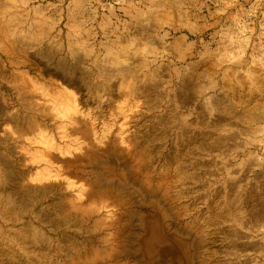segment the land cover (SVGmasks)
<instances>
[{
	"label": "rangeland",
	"instance_id": "1",
	"mask_svg": "<svg viewBox=\"0 0 264 264\" xmlns=\"http://www.w3.org/2000/svg\"><path fill=\"white\" fill-rule=\"evenodd\" d=\"M0 3V164L5 159L11 170L21 172L25 188L49 191L42 202L25 207L23 219L45 235L40 250L46 254L26 253L20 236L5 225L0 228V264L7 254L23 259L31 255L37 264H69L78 257L73 246L78 249L86 242L87 250L79 251L92 258L99 237L114 230L95 225L94 219L70 223L57 206L45 203L60 194L65 201H85L86 178L103 187L97 198L84 202L87 209L102 210L99 222L123 212L116 230L121 231L119 241L127 242L122 247L125 264H132V232H142V216L159 223L170 243L171 236L177 243L193 239L192 264H264V0ZM4 34L13 35L1 41ZM31 119L33 129L21 133ZM111 139L116 148L130 153L127 165L117 154L102 152ZM90 143L97 144L99 163L91 161L89 173L82 172L87 158L71 168L57 161L81 157ZM95 170H106L110 177L101 182ZM4 172L0 165L1 180ZM140 175L153 182L166 179L174 207L161 191L148 193ZM106 196L125 202L114 204L113 199L109 204ZM213 206L221 208L216 215ZM226 206L232 215L223 213ZM31 207L41 211L42 222L34 220ZM47 215L56 221L51 223ZM167 258L156 264H165ZM112 263L118 264L114 259Z\"/></svg>",
	"mask_w": 264,
	"mask_h": 264
},
{
	"label": "bare ground",
	"instance_id": "2",
	"mask_svg": "<svg viewBox=\"0 0 264 264\" xmlns=\"http://www.w3.org/2000/svg\"><path fill=\"white\" fill-rule=\"evenodd\" d=\"M163 1V0H162ZM180 1H182V0H180ZM156 2V1H155ZM158 2V1H157ZM173 2H174V0H173ZM1 4V3H0ZM165 4H168V3H166L165 2ZM175 4V3H174ZM177 4V3H176ZM153 6V5H152ZM173 7H175V6H173ZM172 7V8H173ZM153 8V7H152ZM178 9V8H177ZM139 11V10H138ZM140 12V11H139ZM145 12V11H144ZM147 12V11H146ZM153 12V11H152ZM150 13V12H149ZM140 14V13H139ZM151 14V13H150ZM146 15V14H145ZM3 18V17H2ZM9 19V18H8ZM36 19V18H35ZM34 20V19H33ZM154 20V19H153ZM35 21H37V20H35ZM39 21V20H38ZM8 22H11V21H8ZM143 22V21H142ZM4 23V22H3ZM14 23V22H13ZM39 23V22H38ZM41 25V24H40ZM183 25V24H182ZM10 26H11V24H10ZM8 28V27H7ZM11 29V28H10ZM0 31H1V29H0ZM3 31H4V29H3ZM9 32L10 31H8V34H9ZM14 33V32H13ZM0 34H1V32H0ZM11 35H13V34H10V35H6V34H4V35H2L1 36V41H2V38L3 39H5V40H9V37L8 36H11ZM24 35V34H23ZM167 34H165L164 35V37L166 36ZM19 37V36H18ZM24 37V36H23ZM17 38V37H16ZM24 39V38H23ZM4 40V41H5ZM19 41H20V39H18ZM17 40V41H18ZM6 41V42H7ZM11 42V41H10ZM2 43V42H1ZM15 43V42H14ZM177 43H178V41H177ZM5 44H7V43H5ZM9 44V43H8ZM16 44V43H15ZM20 44V43H19ZM22 44V43H21ZM176 44V43H175ZM24 45V44H23ZM175 47H176V45H175ZM9 48V47H8ZM72 49V48H71ZM73 49H75V48H73ZM25 50V49H24ZM13 52H14V50H13ZM13 52H12V54H13ZM73 52V51H72ZM4 54L5 55H9V51L8 50H5L4 51ZM72 54V53H71ZM109 54V53H108ZM75 55H76V53H75ZM112 55V54H111ZM110 56V55H109ZM72 57V56H71ZM111 57V56H110ZM119 57H121V56H119ZM118 59H121V58H118ZM126 59H128V58H126ZM124 60H125V58H124ZM126 61V60H125ZM124 63V62H123ZM146 64V63H145ZM118 65V64H117ZM128 66V65H127ZM133 66V65H132ZM71 67V66H70ZM107 67V66H106ZM119 67V66H118ZM128 68H129V66H128ZM133 68V67H132ZM131 68V69H132ZM194 68H196V65H195V67ZM64 69V68H63ZM71 69V68H70ZM70 69H69V71H70ZM101 69V68H100ZM107 69V68H106ZM117 69V68H116ZM115 69V70H116ZM126 69H127V67H126ZM134 69V68H133ZM132 69V70H133ZM74 70V69H73ZM192 70V69H191ZM118 71V70H117ZM122 71V70H121ZM120 71V72H121ZM124 71V70H123ZM128 71V70H127ZM134 71V70H133ZM113 72H114V69H113ZM116 72V71H115ZM142 72V71H141ZM108 73V72H107ZM130 73H131V71H130ZM133 73V72H132ZM131 73V74H132ZM105 74V73H104ZM116 74H118V73H116ZM115 74V75H116ZM128 74V73H127ZM113 75H114V73H113ZM189 75V74H188ZM119 76H122L123 77V75H119ZM118 76V77H119ZM128 77H130V76H128ZM191 77V76H190ZM125 78V77H124ZM153 78V77H152ZM186 78V77H185ZM188 78H189V76H188ZM187 78V79H188ZM192 78V77H191ZM190 78V79H191ZM253 78H255V77H253ZM258 78V77H257ZM84 79V78H83ZM256 79V78H255ZM254 79V80H255ZM257 80V79H256ZM115 81H117V80H115ZM258 81H260L259 79H258ZM111 82H114V79L111 81ZM107 83H109V82H107ZM107 83H106V85H107ZM130 83V82H129ZM131 83H133V82H131ZM144 83V82H143ZM148 83V82H147ZM146 83V85H148ZM150 84V83H149ZM154 84V83H153ZM156 84V83H155ZM124 85H127V84H124ZM130 85V84H129ZM151 85H152V83H151ZM101 86V85H100ZM108 86L110 87V85L108 84ZM128 86V85H127ZM154 86V85H153ZM139 87H141L140 85H139ZM258 87H260V86H258ZM97 88H99V87H97ZM101 88V87H100ZM99 88V89H100ZM111 88V87H110ZM21 89V88H20ZM107 89V88H106ZM105 89V90H106ZM138 89V88H137ZM136 89V90H137ZM26 90V89H25ZM24 89H22L21 90V92H22V94H24V95H26V91H25ZM27 90H29V89H27ZM140 91H141V89H140ZM137 92V91H136ZM138 92H139V90H138ZM102 93V92H101ZM104 93V92H103ZM20 94V93H19ZM27 94H28V92H27ZM30 94H31V92H30ZM107 94V93H106ZM106 94H104V95H106ZM24 95H23V97H24ZM102 95V94H101ZM30 96H32V94L30 95ZM99 96H100V94H99ZM107 96V95H106ZM22 98V97H21ZM37 98V97H36ZM35 98V99H36ZM101 98H102V96H101ZM33 99H34V97H33ZM34 99V100H35ZM38 99V98H37ZM104 99H106V97L104 98ZM104 99H102V100H104ZM110 99V98H109ZM24 100H25V98H24ZM37 101V100H36ZM42 101V100H41ZM108 101V100H107ZM24 102V101H23ZM104 102V101H103ZM27 103V102H26ZM30 104L28 105V107L30 106L31 107V105H32V103L31 102H29ZM37 103H39V102H37ZM108 103V102H107ZM26 105V104H25ZM36 106V105H35ZM39 106V105H38ZM38 106H36V107H38ZM108 106V105H107ZM249 108V107H248ZM29 109H31V108H29ZM229 111V110H228ZM247 111V110H246ZM230 113V112H229ZM243 113H245V112H243ZM246 114H247V112H246ZM248 115H249V113H248ZM252 115V114H251ZM82 117H83V115H82ZM252 117H255V116H252ZM78 118V117H77ZM80 118V117H79ZM247 118H250L249 116L247 117ZM246 118V119H247ZM30 119V118H29ZM53 119H55V118H53ZM254 119V118H253ZM75 120H77L76 118H75ZM82 121V123H83V121L84 120H81ZM80 121V122H81ZM86 122V121H85ZM84 124V123H83ZM33 125H35L34 124V120L33 119H31V122L30 123H27L26 125H23L24 127H25V129H22L21 131V133H24L25 134V132H27V131H29V130H31V129H33ZM85 125V124H84ZM83 125V126H84ZM86 125L87 126H89V124L88 123H86ZM36 126H37V124H36ZM81 126V125H80ZM82 127V126H81ZM23 128V127H22ZM84 128V127H83ZM86 128H88V127H86ZM36 129V128H35ZM89 129V128H88ZM87 129V130H88ZM38 130H39V128H38ZM84 131H86V129L84 130ZM20 133V132H19ZM30 133V132H29ZM27 134V133H26ZM91 135V134H90ZM93 135H94V133H93ZM29 136V135H28ZM30 136H32V134L30 133ZM114 136V135H113ZM92 137V136H91ZM118 137V136H117ZM184 137V136H183ZM93 139V138H92ZM118 139V138H117ZM186 139V138H185ZM104 141V140H103ZM90 142V141H89ZM105 144V143H104ZM87 145H89L88 146V148H86L85 146V150H84V153H83V155L81 156V157H79V155L77 156H75V158H73L72 160H70V159H67V160H62V159H60L59 160V157L57 158V161H59V162H61L62 163V165L63 166H66L67 168H71V166H73V164H76V162H82L83 161V159H86L87 158V163L84 165V171H82V172H85V170L86 171H88L87 169L88 168H90V166H91V161H92V163H93V165L95 164V163H99V161H98V158L96 157L97 155H99L98 154V150L96 149L97 147H96V145L94 144V143H90V144H87ZM122 146V145H121ZM96 147V148H95ZM104 147V150H102V152H110V153H113V154H117L119 157H121V159L122 160H124V164L125 165H127L128 164V162H130V160H129V154L130 153H127V151H124V149H118V148H116L115 147V144H114V141L111 139V140H109V141H107V143H106V146H103ZM106 147V148H105ZM83 148V147H82ZM122 148V147H121ZM63 152V151H62ZM101 153V152H100ZM56 157H54V159H55ZM131 158V157H130ZM133 158V157H132ZM52 160H54L53 158H51ZM177 159V158H176ZM138 160V159H137ZM55 161H56V159H55ZM54 161V162H55ZM136 161V160H135ZM179 161V160H178ZM183 161V160H182ZM58 162V163H59ZM133 162V161H132ZM131 162V163H132ZM137 163V162H136ZM140 163V162H139ZM10 164V163H9ZM8 164V162L4 159L3 161H1V164L0 165H2L4 168H6L7 169V173H2V174H4V175H6V176H4L3 178L4 179H0V210H2V208L3 209H5V211H0V221H1V219L5 222V223H3V225H0V228H2V227H5V225H6V227H8V229H12V231H13V233H14V235H16L17 237H18V235L20 236V239H19V243H20V245L22 246V249H24L25 251H26V253H28V252H40V251H42V252H44L45 253V251L44 250H40V247H42V244H41V242L42 241H44V236L45 235H43L42 233H41V231L40 230H38L35 226H34V224H32V222L30 221V222H27L26 223V221H24L23 219H24V213H27V211H28V209L27 210H25V207L27 206V205H30V202H34V204H31V206L33 207L34 205H35V203H40V202H42L44 199H45V196L47 195V193L46 192H49V191H45L44 189L43 190H38V191H36V190H30L29 188H25V185L26 184H24V186H23V182H22V177H21V172L20 173H18V171L17 172H15V171H13V170H11V167L12 166H10ZM79 164V163H78ZM82 164V163H81ZM176 164V163H175ZM174 164V165H175ZM179 164V163H178ZM137 165H138V163H137ZM96 166H98V165H96ZM132 166V165H131ZM175 166H178V165H175ZM180 166V165H179ZM133 167H134V165H133ZM138 167V166H137ZM141 167V166H140ZM139 168V167H138ZM140 169V168H139ZM73 170V169H72ZM91 170V169H90ZM90 170L88 171V173L90 172ZM132 170V169H131ZM134 170V169H133ZM137 170V169H136ZM184 170V169H183ZM186 170V169H185ZM4 171H6V170H4ZM135 171V170H134ZM96 172H98V173H96ZM138 172H140V171H138ZM93 173H96V176H98V178H95V179H97V180H99V181H101L102 182V179H104L105 177H110L109 175H107L108 174V172L105 170V171H100V170H95ZM92 173V174H93ZM136 173V172H135ZM186 173V172H185ZM130 174V173H129ZM137 174V173H136ZM144 174V173H143ZM134 175V174H133ZM183 175H185V174H183ZM139 176V175H138ZM137 176V178L139 179V177ZM141 176V175H140ZM144 176V175H143ZM143 176H141L142 177V179H143ZM147 176V175H146ZM140 177V178H141ZM145 177V176H144ZM181 177V176H180ZM136 178V177H135ZM141 179V180H142ZM137 180V179H136ZM140 180V181H141ZM85 183H83L84 185L86 184L87 185V190H86V192H84L83 194L85 195V197H86V200L85 201H83V200H79V199H75V200H77V201H74V200H68V199H66V201H65V198H64V196H62L61 194H60V196L58 197V198H49V199H47V201H45V203L46 202H51L52 204H51V206H52V208H54V206H57L58 207V211L60 212V214H61V217L63 218V220H65V221H70V223H71V220L72 219H74V220H76L77 222H83L84 220H95L96 222H95V225L96 224H100L101 226H104V227H106V228H108L109 229V232H111L110 230L112 229V230H114L113 232H111L112 234H110V236L108 237V235H103V237H99V240L97 241V243H98V245H96V248H93L92 249V258H89L90 256H88L89 254H86L85 255V257H82L81 256V252L79 251L81 248L82 249H86L87 247H88V244H87V242L84 244V243H82V247L81 248H79L78 247V249L76 248V247H74L73 246V248H75L76 250V255L78 256L77 258H75V259H72L71 258V260H70V263L69 264H114V263H112V259H114V260H117V263L118 264H125V262H126V258H125V256H124V249L122 248L123 246L125 247L126 245H127V242H124V241H119V239H120V234H121V231H120V233L118 232V230H116V228H117V226H120L119 224L121 223L122 224V219H120V217H121V215H122V213L123 212H121V215H119L120 217L118 218L117 217V215L116 214H119V212L118 213H116V214H114V216L116 215V218H114L113 219V217H112V219H110V221H107V222H105L104 220H102L104 217H102V221L103 222H101V220H100V222L102 223H100L99 222V219L101 218H99L98 216H100L101 214H102V210L101 209H97V210H94V208H93V210H91V209H87V208H85L86 206L84 205L85 203L84 202H86L87 200H89V199H91V198H93V196H95L96 197V195H98L99 193L101 194V191L103 190V187L101 186V184L99 183V182H97V181H90V179H88V178H86V180L84 181ZM142 182V181H141ZM144 187H145V189H147V192L149 193V192H152L153 193V195H155V193H157V192H159V191H161L162 192V196H163V198H166V201L168 200H170L169 202H170V205H172V207H174L173 205H174V200H172V197H170L169 196V193L167 192V189H168V181H166V179H161V180H159V181H156V182H153L151 179H148V178H144L143 179V184H142ZM29 186V185H28ZM49 186H51V185H49ZM52 187V186H51ZM44 188H46V187H44ZM49 190V189H48ZM51 190V189H50ZM106 190V189H105ZM109 191H111V192H116L115 190H113V188L112 189H110ZM36 192V193H35ZM103 192V191H102ZM119 192V191H118ZM35 194V195H34ZM49 194V193H48ZM99 194V195H100ZM108 194V193H107ZM109 194H110V192H109ZM114 194V193H113ZM103 195V194H102ZM116 195V194H115ZM109 196V195H108ZM113 196V195H112ZM34 197V198H33ZM95 197L93 198V199H95ZM99 197H101V196H99ZM98 197V199H100ZM103 197H104V195H103ZM102 197V198H103ZM107 197V196H106ZM118 197V196H117ZM97 198V197H96ZM107 198H109V197H107ZM111 198L112 197H110L109 199V204L110 203H113L114 202V204L116 203V202H125V201H123V200H118V199H116V198H114L113 197V199L115 200V201H113V199L111 200ZM119 198V197H118ZM97 199V200H98ZM128 199V198H127ZM79 200V201H78ZM228 200V199H227ZM95 201V200H94ZM113 201V202H112ZM229 201V200H228ZM65 202H70L68 205L65 203ZM78 202V203H77ZM79 202H81V203H79ZM83 202V203H82ZM168 202V203H169ZM239 202V201H238ZM224 203V202H223ZM233 203V202H232ZM118 204V203H117ZM216 204V203H215ZM230 203L228 202V205H229ZM48 205V204H47ZM106 205V204H105ZM124 205V204H123ZM220 205H221V203H220ZM231 205V204H230ZM236 206H237V204H235ZM106 206H108V205H106ZM109 206H111V205H109ZM150 206V205H149ZM178 206V205H177ZM225 206V205H224ZM236 206H235V208H236ZM30 208V212L34 215L33 216V218H34V220L35 221H39V222H42V220L40 221V213H41V211H40V213H39V210H37V211H34L33 210V208ZM112 207H116V208H120L121 207V204H120V206L118 207L117 205H115V206H111V208ZM221 207V206H220ZM228 207H230V206H228ZM238 207V206H237ZM244 207V206H243ZM242 207V208H243ZM263 207H264V205H263ZM51 208V207H50ZM89 208H92V207H89ZM99 208H100V206H99ZM109 208V207H108ZM107 208V209H108ZM177 208V207H176ZM175 208V209H176ZM212 208H214V211H213V214H215L216 212H215V210L217 211V207H212ZM231 208H232V206H231ZM233 208H234V205H233ZM232 208V209H233ZM239 208H241V207H238V208H236V209H239ZM103 209V208H102ZM105 209V208H104ZM219 210L218 211H221V208H218ZM226 209H227V206H226V208L224 209V211H223V213H225V214H230V215H232V213H231V210H229L228 212L226 211ZM235 209V210H236ZM244 209V208H243ZM50 210V209H49ZM52 210V209H51ZM122 210H123V208H122ZM122 210H120V211H122ZM124 210H126V209H124ZM123 210V211H124ZM213 210V209H212ZM211 210V211H212ZM259 210V209H258ZM44 211H46V209L44 210ZM77 211H81V212H79L80 213V215L81 216H79L78 217V212ZM175 211V210H174ZM218 211H217V213H218ZM238 211V210H237ZM240 211H241V209H240ZM54 212H56V210L54 211ZM215 212V213H214ZM232 212H233V210H232ZM38 213H39V215H38ZM47 213V212H46ZM49 213V212H48ZM51 213H52V211H51ZM104 213V212H103ZM105 213H107V212H105ZM165 213V212H164ZM177 213V212H176ZM212 213V212H211ZM221 214H219L220 216L223 214L222 212H220ZM50 214V213H49ZM48 214V215H49ZM54 214H56V213H54ZM54 214H53V216H54ZM204 214V213H203ZM212 214V216H214ZM235 214V213H234ZM47 215V216H48ZM205 215V214H204ZM216 215V214H215ZM218 215V216H219ZM229 215V216H230ZM237 215V217L236 218H238L239 217V215L238 214H236ZM57 216V215H56ZM179 216V215H178ZM234 217H235V215H233ZM232 216V217H233ZM49 217V216H48ZM48 217H46V219L48 218ZM60 217V218H61ZM106 217V216H105ZM202 217V216H201ZM211 217V216H210ZM228 217V216H227ZM54 217H49L48 219L50 220V222L52 223L53 221H56V219L54 218ZM57 218V217H56ZM96 218H99V219H96ZM122 218V217H121ZM208 218V217H207ZM230 218V217H229ZM6 219V220H5ZM53 219V220H52ZM107 219V218H106ZM211 219V218H210ZM213 219H214V217H213ZM212 219V220H213ZM215 219L217 220V218H216V216H215ZM214 219V220H215ZM226 219H228V218H226ZM59 220V219H58ZM57 220V221H58ZM127 220V219H126ZM213 220V221H214ZM215 220V221H216ZM224 220V219H223ZM237 220V219H236ZM241 220V219H240ZM239 220V221H240ZM45 221V220H44ZM140 221H141V224H143V230H142V232L141 233H134V232H132L133 233V235H132V238H134V242L136 243V244H134L133 245V247H132V251L131 252H129V254H128V256H130L131 258H132V264H156L158 261H160L161 259H163L164 258V256H166V255H168V258H167V260L165 261V264H192L191 263V261L193 260V258H194V254H192L191 253V247H192V245H193V242H192V240H183V241H180V242H176V240H177V237L176 236H171V240L173 241V243H170V240H169V237L165 234V232L161 229V227H160V225H159V223L157 224V223H155V221L152 219V217L151 216H149V217H145V216H142V218H140ZM207 222L209 221V219L208 220H206ZM226 221V220H225ZM194 222V221H193ZM196 222V221H195ZM206 222V223H207ZM210 223H211V220L209 221ZM208 222V223H209ZM48 223H49V221H48ZM58 223V222H57ZM125 223V222H124ZM191 223V222H190ZM197 223V222H196ZM207 223V224H208ZM209 223V224H210ZM213 223V222H212ZM211 223V224H212ZM45 224V223H44ZM47 224V223H46ZM54 224H56L55 222H54ZM54 224H52L53 226H54ZM79 224V223H78ZM82 224V223H81ZM193 225L195 224V223H192ZM210 224V225H211ZM213 224H215V223H213ZM52 225H50V226H52ZM64 225V224H63ZM99 226V225H98ZM222 226V225H221ZM225 226V225H224ZM233 226V225H232ZM49 227V226H48ZM55 227V226H54ZM188 227V226H187ZM223 227V226H222ZM102 228V227H101ZM100 227H99V229H101ZM95 229L96 230H98L97 228H96V226H95ZM95 229H92L91 228V230L93 231V230H95ZM126 229V228H125ZM189 230H190V228H188ZM193 229V228H192ZM191 229V230H192ZM224 229V228H223ZM86 230H87V227H86ZM107 230V229H106ZM230 231H232V229H229ZM11 231V230H10ZM88 232H89V230H88ZM94 232V231H93ZM101 232V231H100ZM107 232H108V230H107ZM193 232V231H192ZM226 232V231H225ZM227 232H229V231H227ZM89 233H91V232H89ZM95 233V232H94ZM98 233V232H97ZM200 233V232H199ZM198 233V234H199ZM232 233V232H231ZM230 233V234H231ZM197 234V233H196ZM225 234H227V233H225ZM236 234V233H235ZM235 234H233L232 236H234ZM74 235V234H73ZM229 235V234H228ZM237 235V234H236ZM200 237H201V235H200ZM229 237V236H228ZM231 237V236H230ZM239 237H241L240 235H239ZM70 238V237H69ZM193 238V237H192ZM46 239H47V236H46ZM71 239H72V237H71ZM3 240V239H2ZM73 240V239H72ZM71 240V241H72ZM126 240V239H125ZM202 240V239H201ZM204 240H206V239H204ZM203 240V241H204ZM70 241V240H69ZM62 242V241H61ZM64 242H66L65 240H64ZM63 242V243H64ZM74 242V241H73ZM77 241H75V243H76ZM85 242V241H84ZM175 242V243H174ZM46 244L47 243V241L46 242H43V244ZM48 243H49V239H48ZM47 243V244H48ZM62 243V244H63ZM72 242H70V244H71ZM74 243V244H75ZM90 243V242H89ZM204 243H207V240L205 241V242H202V245L204 244ZM126 244V245H125ZM233 244V243H232ZM72 245V244H71ZM70 245V246H71ZM90 246H93V245H91V244H89ZM207 245V244H206ZM206 245H204V248L205 249H203L204 251L206 250V247H208V245L206 246ZM234 245V244H233ZM2 246V245H1ZM64 246H68V244L67 245H64ZM76 246H79V245H77L76 244ZM198 246H200V242H199V244H198ZM231 246V245H230ZM236 246V244L233 246V247H235ZM48 247H50V246H48ZM233 247H232V249H233ZM3 248V247H2ZM43 248V247H42ZM44 248H45V245H44ZM47 248V247H46ZM45 248V249H46ZM60 248V247H59ZM90 248V247H89ZM92 248V247H91ZM1 249V248H0ZM11 249V248H10ZM49 249V248H48ZM48 249H46V251H48ZM208 249V248H207ZM5 250V249H4ZM73 250V249H72ZM87 250V249H86ZM201 249H199V251H200ZM202 250V251H203ZM50 251V250H49ZM63 251L64 250H62V253H63ZM128 251V250H127ZM198 251V250H197ZM9 252V251H8ZM7 252V253H8ZM42 252H41V254H42ZM51 252H55V251H51ZM66 252V251H65ZM6 253V254H7ZM16 253V252H15ZM47 253H49V252H47ZM69 253V252H68ZM88 253H89V251H88ZM200 253V252H199ZM230 253H232V252H230ZM19 254V253H18ZM23 254V253H22ZM40 254V255H41ZM46 254V253H45ZM52 254V253H51ZM64 254V253H63ZM71 254V253H70ZM70 254L68 255V256H66V254H65V257H69L70 256ZM200 254H202V252L200 253ZM3 254H2V252L0 251V257H3L2 256ZM39 255V254H38ZM50 255V254H49ZM48 254H47V257L49 256ZM58 255V254H57ZM204 255H207V254H204L203 253V256ZM209 255V254H208ZM207 255V256H208ZM24 256V255H23ZM31 256V255H30ZM27 257L26 259H23L21 256L18 258H16V257H14L12 254L10 255H8L7 254V256L6 257H4V258H7L6 260V262L4 263V264H37L38 262H37V260H35V257L33 258V256L32 257ZM43 256H44V254H43ZM46 256V255H45ZM59 256V255H58ZM57 256V257H58ZM200 257H201V255H199ZM198 256V257H199ZM40 257V260H42L43 259V262H44V258L45 257H43L42 259H41V256H39ZM47 257H46V259H47ZM49 258L51 259V257L49 256ZM58 258H60V256L58 257ZM55 259H56V257H55ZM201 259H202V257H201ZM49 260V259H48ZM58 260V259H57ZM205 260V259H204ZM208 260H209V258H208ZM207 260V261H208ZM0 261H3V259H1ZM47 261V260H46ZM63 261V260H62ZM206 261V260H205ZM40 262V261H39ZM42 262V261H41ZM40 262V263H41ZM42 262V263H43ZM50 262V261H49ZM2 263V264H3ZM46 263V262H45ZM129 263V262H128ZM51 264V263H50ZM59 264V263H58ZM212 264V263H211Z\"/></svg>",
	"mask_w": 264,
	"mask_h": 264
}]
</instances>
